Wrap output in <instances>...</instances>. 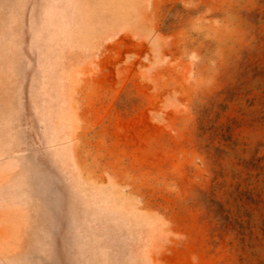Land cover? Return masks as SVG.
<instances>
[{"label":"rangeland","instance_id":"374dc122","mask_svg":"<svg viewBox=\"0 0 264 264\" xmlns=\"http://www.w3.org/2000/svg\"><path fill=\"white\" fill-rule=\"evenodd\" d=\"M260 199L264 0H0V264H264Z\"/></svg>","mask_w":264,"mask_h":264},{"label":"crops","instance_id":"0c3cea01","mask_svg":"<svg viewBox=\"0 0 264 264\" xmlns=\"http://www.w3.org/2000/svg\"><path fill=\"white\" fill-rule=\"evenodd\" d=\"M155 4V1H153ZM151 38H140L134 40L132 45L137 51H142L148 46ZM128 48L123 46L118 39L112 38L105 42L102 50L96 57L95 87L101 91L99 98L103 99L102 105L110 106L115 103L127 83L131 82L135 87L144 86L143 73H131L130 68L137 60L144 58L142 53L126 57L121 62V51ZM143 81V82H142ZM143 83V84H142Z\"/></svg>","mask_w":264,"mask_h":264},{"label":"trees","instance_id":"16d2710c","mask_svg":"<svg viewBox=\"0 0 264 264\" xmlns=\"http://www.w3.org/2000/svg\"><path fill=\"white\" fill-rule=\"evenodd\" d=\"M249 192L251 195L252 192L251 191H249ZM262 195H263V193H262ZM262 195H261V197H262ZM260 201L263 205L261 208L262 214L258 220H255V215H254L252 208L245 207L244 210H245V213L247 216V224H248L247 230H249V236H252L254 234V230L257 227L259 229V233L262 237V240H264V201L262 199H260ZM248 243H249V241H248Z\"/></svg>","mask_w":264,"mask_h":264}]
</instances>
